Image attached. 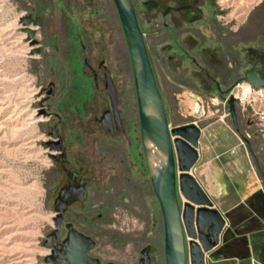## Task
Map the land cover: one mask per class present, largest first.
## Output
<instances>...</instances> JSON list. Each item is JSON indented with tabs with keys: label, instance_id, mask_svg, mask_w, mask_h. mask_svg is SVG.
Listing matches in <instances>:
<instances>
[{
	"label": "rangeland",
	"instance_id": "rangeland-1",
	"mask_svg": "<svg viewBox=\"0 0 264 264\" xmlns=\"http://www.w3.org/2000/svg\"><path fill=\"white\" fill-rule=\"evenodd\" d=\"M228 1L226 14L232 17L218 18L244 21L246 48L264 58V0L244 17L239 16L243 5L253 0L223 3ZM27 14L40 24L24 25L20 18ZM28 26L38 39V54H29L36 45L27 39ZM101 59L121 119L112 134L94 121L109 106ZM49 82L53 92L47 95ZM162 86L169 126L193 116L202 124L220 118L222 126L201 132V148L244 145L229 119L220 117L222 109L203 94L204 112L194 115L196 103L188 93L196 90L170 82ZM57 118L68 166H82L88 188L86 199L71 203L66 217L96 238L92 251L101 259L132 264L149 244L150 263L164 264L161 214L144 164L129 61L111 0H0V264H49L42 260L47 252L42 240L53 225L52 199L64 173L42 143L53 138L49 131ZM249 143L264 170V149L255 138Z\"/></svg>",
	"mask_w": 264,
	"mask_h": 264
},
{
	"label": "water",
	"instance_id": "water-1",
	"mask_svg": "<svg viewBox=\"0 0 264 264\" xmlns=\"http://www.w3.org/2000/svg\"><path fill=\"white\" fill-rule=\"evenodd\" d=\"M111 2L116 11L129 61L144 164L161 214L164 264H187V261L189 264H206L208 261L216 260V255L226 244L225 234L229 230V225L223 228L224 218L228 220V213H221L212 205L209 195L189 171L198 157L200 126L193 121L169 126L161 92L148 59L132 2L131 0ZM20 21L24 25L40 24L31 14L21 17ZM24 31L30 45H36L29 50V54H38L40 48L34 28L26 27ZM98 66L103 71V86L109 107L98 117H94V121L98 125L111 126L113 123V128L118 130L121 128V120L116 106L115 86L102 59ZM239 80H246L253 86H264V70L256 67L254 60L243 69L235 82ZM231 87L232 84L224 89L217 88V92L222 96ZM52 92L53 83L49 82L46 94ZM45 99L44 97L40 104H45ZM226 103L233 130L243 141L262 180L264 196V170L251 150L248 138L239 132L232 95L228 96ZM49 134L53 138L42 143L49 149L47 156L53 161L59 156L65 160V148L55 126ZM64 171L67 173V182L58 188L52 200L53 228L42 240L43 246L49 249L42 256V260L49 264H124L110 260L101 261L88 254L87 250L92 246L93 240L69 222L64 224L65 234L59 238L65 207L72 202L83 201L87 193L85 182L81 178L78 181L73 179L72 175L76 174V171ZM243 239L246 242V238ZM132 264H151L149 244L139 249V256Z\"/></svg>",
	"mask_w": 264,
	"mask_h": 264
},
{
	"label": "flooded vegetation",
	"instance_id": "flooded-vegetation-1",
	"mask_svg": "<svg viewBox=\"0 0 264 264\" xmlns=\"http://www.w3.org/2000/svg\"><path fill=\"white\" fill-rule=\"evenodd\" d=\"M131 2L158 86H160L159 78L163 77L168 70L174 74L172 77H167L168 82L179 88L197 86L203 90L204 98L209 100L208 94L221 97L217 88L224 89L231 84L233 86L243 69L254 60H256V67L264 70V58L257 57L256 52L246 48L244 21L238 23L234 18L228 20L218 18L224 16L228 6L232 5L229 1L230 4L228 2L224 4L221 0V5H218V0H131ZM230 13L226 14L227 18L232 17H230ZM239 16H242V13H239ZM253 39L252 37L248 42H253ZM256 47L258 46L255 45ZM188 94L196 103L193 109L194 115L203 113L201 98L194 93ZM180 110H182V104H179ZM52 113L54 112L52 111ZM191 120L190 118L187 121ZM58 122L59 118L53 121L50 129L54 126L57 129ZM200 123L202 122L200 121ZM102 126H105L110 134L116 130L113 128V123L111 126L106 124ZM54 163L64 173V180L59 187L67 182V173L64 170L76 171V174L72 175L73 179L78 181L81 178L85 182L87 197V181L83 177L82 166L69 167L66 151L65 160L59 156ZM70 204L63 211L59 238L64 236L66 231L64 224L69 222L74 228L93 240L89 250L91 249L90 252L94 257L99 258L98 254L92 251L97 248L96 238L89 232L76 227L66 217ZM242 240V238L236 237L231 241H226L219 253H229V251L236 254L241 253ZM52 242H54L53 237Z\"/></svg>",
	"mask_w": 264,
	"mask_h": 264
},
{
	"label": "crops",
	"instance_id": "crops-1",
	"mask_svg": "<svg viewBox=\"0 0 264 264\" xmlns=\"http://www.w3.org/2000/svg\"><path fill=\"white\" fill-rule=\"evenodd\" d=\"M81 6H85V3ZM172 76L174 74L166 70L164 76L160 77L162 84H166L167 77ZM162 84L159 86L161 96L162 90H165ZM188 89L196 90L194 94L198 97L203 94V90L197 86ZM220 120L218 118L202 124L197 116L191 121L198 124L203 132L207 126H222ZM178 123L182 122L174 124ZM212 138L217 139L215 135ZM197 151V160L189 171L209 195L212 205L221 213H228L229 230L225 234V241L236 237L246 238V242L244 239L241 241V253H218L217 259L207 264H264L263 183L245 145L235 142V149H202L200 134Z\"/></svg>",
	"mask_w": 264,
	"mask_h": 264
},
{
	"label": "built area",
	"instance_id": "built-area-1",
	"mask_svg": "<svg viewBox=\"0 0 264 264\" xmlns=\"http://www.w3.org/2000/svg\"><path fill=\"white\" fill-rule=\"evenodd\" d=\"M218 5H220L219 2ZM229 95H232L234 98L238 128L240 126L242 127L241 129H243V133L241 134L248 138V140L255 138L259 143L258 148L264 149V86H253L246 80H239L221 97L216 95L209 96L210 104H216L218 106L217 109H222L220 117L224 116L228 119L229 113L226 101ZM262 164L264 166V160L262 161ZM123 214H125V212H123ZM114 216L116 217V214H114ZM227 225V219L224 218L223 228ZM90 251L91 249H88L87 253L94 256ZM99 259L101 261L109 260L101 259L100 257ZM187 264H189L188 261Z\"/></svg>",
	"mask_w": 264,
	"mask_h": 264
},
{
	"label": "bare ground",
	"instance_id": "bare-ground-1",
	"mask_svg": "<svg viewBox=\"0 0 264 264\" xmlns=\"http://www.w3.org/2000/svg\"><path fill=\"white\" fill-rule=\"evenodd\" d=\"M259 0H253V1H250L249 3L247 2V4L245 5H243V7H244V10L241 12L242 13V16L244 17L246 14H247V12L249 11V9L255 4V3H257ZM29 27V26H28ZM35 38H36V36H35ZM26 44V43H25ZM24 45H22V47H23ZM20 48H21V46H20ZM22 49V48H21ZM28 49L29 48H25V50H27V52H28ZM22 50H24V49H22ZM182 199H184L183 197H182Z\"/></svg>",
	"mask_w": 264,
	"mask_h": 264
}]
</instances>
